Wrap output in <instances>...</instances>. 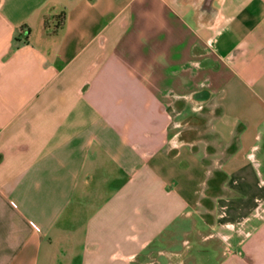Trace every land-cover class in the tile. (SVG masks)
Instances as JSON below:
<instances>
[{"label": "crops", "instance_id": "0c3cea01", "mask_svg": "<svg viewBox=\"0 0 264 264\" xmlns=\"http://www.w3.org/2000/svg\"><path fill=\"white\" fill-rule=\"evenodd\" d=\"M264 0H0V264H264Z\"/></svg>", "mask_w": 264, "mask_h": 264}, {"label": "rangeland", "instance_id": "374dc122", "mask_svg": "<svg viewBox=\"0 0 264 264\" xmlns=\"http://www.w3.org/2000/svg\"><path fill=\"white\" fill-rule=\"evenodd\" d=\"M259 147L261 148L262 151H264V138H262L260 141H257ZM261 171L264 174V163L261 165Z\"/></svg>", "mask_w": 264, "mask_h": 264}]
</instances>
